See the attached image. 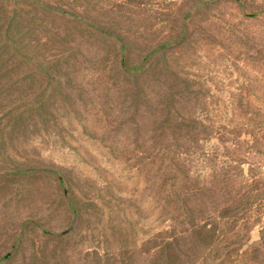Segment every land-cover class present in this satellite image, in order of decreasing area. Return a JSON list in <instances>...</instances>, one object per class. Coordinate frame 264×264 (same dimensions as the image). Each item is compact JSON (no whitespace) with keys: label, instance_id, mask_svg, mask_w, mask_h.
Listing matches in <instances>:
<instances>
[{"label":"rangeland","instance_id":"374dc122","mask_svg":"<svg viewBox=\"0 0 264 264\" xmlns=\"http://www.w3.org/2000/svg\"><path fill=\"white\" fill-rule=\"evenodd\" d=\"M21 1L0 0V110L9 111L0 114V264H156L152 235L174 211L171 195L154 202L151 184L149 137L162 119L154 95L122 85L114 62L133 63L163 42L143 62L158 72L142 89L156 91L167 67L158 87L175 110L203 118L202 151L181 148L177 203L196 218L222 184L227 192L254 179L259 200L240 235L255 259L248 263L264 264V0ZM37 3L69 14L44 16ZM80 21L118 33L124 48L112 51ZM9 25L7 37L27 51L19 55L47 60V81L16 65L1 34ZM41 85V110L25 109ZM210 123L230 128L216 133ZM183 245L184 264L199 259L188 239Z\"/></svg>","mask_w":264,"mask_h":264},{"label":"trees","instance_id":"16d2710c","mask_svg":"<svg viewBox=\"0 0 264 264\" xmlns=\"http://www.w3.org/2000/svg\"><path fill=\"white\" fill-rule=\"evenodd\" d=\"M9 1L11 2L12 0ZM14 1L16 3L22 2L21 0ZM37 5L40 8L39 11L47 17L51 16V14H69L68 11L42 3H37ZM11 22H15L14 17L8 18L7 24ZM79 23L89 34L102 39L104 43L107 42L112 51L120 52L124 48L125 41L123 37L111 29L101 27L98 24H92L89 21H80ZM9 28L10 25L7 26V29H3L1 34L5 36L8 43L4 47L14 54L16 58V65H19V63L23 64L25 68L30 69L34 74L41 75L47 81L49 78L48 69L50 67L47 60H38L26 57L25 55H19V53L26 54L27 51L22 49L16 38L7 37ZM166 44L163 42L151 47L141 59L133 63H127L124 57H120L114 62V68L119 72L122 85H131V87L133 86L138 91H143L144 93L142 92L141 94L142 97H147L148 94L154 95L155 106L159 111L158 114H160L157 115V118L161 117L162 119V123L160 124L161 129L160 127L153 128L151 130L153 136L149 137V140L152 142L151 163L155 167L151 184L153 187L154 202L160 204V196L163 198L164 194H166V197L171 195L174 200L171 209L174 211L166 221L168 225L152 235V249L156 264H184L185 253L182 246H184L183 244H185V240L187 239L190 242V246H187L186 250L192 247L198 249L199 254H201L199 259H195L194 262L189 261L188 264H234V262H238V264H253L248 263L250 260L255 259L251 258L248 250H243L245 242H242L240 234H243L242 230H244L249 213L251 212V206L255 205L259 200H255V187L251 185L254 183V179L244 180L241 182L240 187L227 192L224 190L222 184L217 189V194H215V199H217L215 205L211 210L199 206L196 218L185 217V211L182 208L183 203H177V199L181 200V195L183 196L185 179L184 167L180 161L182 159L181 154L184 153L181 151V148L185 147L191 152L192 156H195L198 151H202V146L198 144V137L203 132V118L194 110L193 114L188 113L187 111L190 110L186 109L175 110L173 99H167L164 94L166 91L158 87V85L164 84L167 73H170L167 67L161 65L163 72L161 74L164 79H157V83L151 85V88L156 87V91L149 89V86H146L144 90L142 89V85H145L150 80H154L150 77L153 75L152 72L157 69L154 68L151 71L152 68H145L143 62L148 59L149 67L151 64L149 58L155 56L154 54L158 51L164 52L166 50ZM158 57L162 58L163 55L159 54ZM172 79L177 83H188V80L178 74L173 75ZM44 91L45 89L41 85V88L37 89V91L31 92L33 97L30 103L25 104L26 97L25 99L21 98L19 102H24L25 109L41 110L40 105L43 103ZM191 97L195 98L196 95L191 94ZM37 105L38 108L36 107ZM8 113V108L0 110V114H4V116ZM209 126L215 132L219 128H230L224 124L220 126L211 124ZM183 138L187 140L186 143H183ZM119 150L122 153H119L116 159L122 161L123 153L128 152L129 148L126 145H122ZM201 188L203 189L202 184L200 187L195 188L194 191L199 193ZM204 194H201L203 198H205ZM167 201L171 203L169 199ZM64 234L65 232L60 234V236ZM197 261L199 262L197 263Z\"/></svg>","mask_w":264,"mask_h":264}]
</instances>
